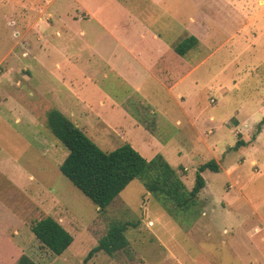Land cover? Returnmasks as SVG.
<instances>
[{"label": "rangeland", "instance_id": "1", "mask_svg": "<svg viewBox=\"0 0 264 264\" xmlns=\"http://www.w3.org/2000/svg\"><path fill=\"white\" fill-rule=\"evenodd\" d=\"M186 1L204 26L197 55L218 48L171 96L150 79L141 93L112 73L96 79L117 101L129 96L122 110L131 124L120 109L98 104L83 61L71 58L74 44L63 33L73 0H0V264L22 254L37 264H264V124L256 131L264 115V0ZM53 108L102 150L127 142L146 159L160 153L182 166L187 189L199 164L213 158L219 170L204 169L197 204L172 215L136 178L99 211L58 169L67 152L45 126ZM237 140L244 144L231 148ZM45 215L72 235L59 255L30 231ZM110 221L133 224L128 245L84 261Z\"/></svg>", "mask_w": 264, "mask_h": 264}, {"label": "crops", "instance_id": "2", "mask_svg": "<svg viewBox=\"0 0 264 264\" xmlns=\"http://www.w3.org/2000/svg\"><path fill=\"white\" fill-rule=\"evenodd\" d=\"M73 2L69 11L74 17L68 18L63 35L69 44H74L71 58L83 61L87 70L85 74L93 85H96L97 77L112 73L123 82L126 91H147L145 85L150 79L171 96L176 82L198 66L197 60L203 61L218 48H213L205 56L197 55L204 44L200 31L204 26L194 10H189L186 0ZM186 36H194L197 44L184 55H179L173 45ZM58 37H61L60 32ZM172 76L176 77L174 81ZM96 91L100 93L98 104L107 103L110 108L120 109L125 120L136 124L122 110L123 104L129 102V96L119 102L114 94L99 86ZM176 97L183 101L182 93H177ZM104 120V125L122 130L117 121ZM190 120L192 125L193 117ZM230 173L226 174L231 181Z\"/></svg>", "mask_w": 264, "mask_h": 264}, {"label": "trees", "instance_id": "3", "mask_svg": "<svg viewBox=\"0 0 264 264\" xmlns=\"http://www.w3.org/2000/svg\"><path fill=\"white\" fill-rule=\"evenodd\" d=\"M196 44L197 39L194 36H186L173 45V50L184 55ZM45 116V126L67 152L58 165L59 171L99 211L104 210L127 183L136 178L148 192L163 202L166 211L172 215L174 208L185 210L197 204L199 193L205 186L201 175L204 169L214 172L219 170L213 158L199 164L195 170L193 185L187 189L180 177L184 168L177 166V171L160 153L146 159L127 142L105 151L58 109H49ZM263 124L264 115L256 125L257 132ZM242 144L243 141L237 140L231 148L237 149ZM128 225L133 224L128 221H110L105 234L88 251L84 261L97 252L112 255L124 249L128 245L125 236ZM30 231L53 254H61L72 242V235L50 215L32 221ZM15 264L37 263L22 254Z\"/></svg>", "mask_w": 264, "mask_h": 264}, {"label": "built area", "instance_id": "4", "mask_svg": "<svg viewBox=\"0 0 264 264\" xmlns=\"http://www.w3.org/2000/svg\"><path fill=\"white\" fill-rule=\"evenodd\" d=\"M151 224H152V222H151V221H149V222H148V225H151Z\"/></svg>", "mask_w": 264, "mask_h": 264}]
</instances>
